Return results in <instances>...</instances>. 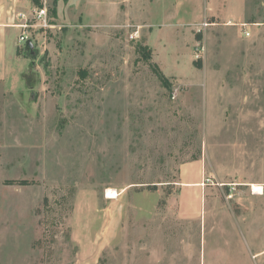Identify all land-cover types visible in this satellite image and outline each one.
<instances>
[{"label": "rangeland", "instance_id": "374dc122", "mask_svg": "<svg viewBox=\"0 0 264 264\" xmlns=\"http://www.w3.org/2000/svg\"><path fill=\"white\" fill-rule=\"evenodd\" d=\"M40 2L0 81V264H264V0Z\"/></svg>", "mask_w": 264, "mask_h": 264}, {"label": "crops", "instance_id": "0c3cea01", "mask_svg": "<svg viewBox=\"0 0 264 264\" xmlns=\"http://www.w3.org/2000/svg\"><path fill=\"white\" fill-rule=\"evenodd\" d=\"M33 8L32 0H0V81L5 79L10 70L9 61L14 58L16 48L24 49L25 43H20L19 37L26 36L24 25ZM28 40L27 38L26 41ZM179 178L180 185L186 190L192 187L204 189L205 182H208L201 162H194L182 168Z\"/></svg>", "mask_w": 264, "mask_h": 264}, {"label": "built area", "instance_id": "2783aa9c", "mask_svg": "<svg viewBox=\"0 0 264 264\" xmlns=\"http://www.w3.org/2000/svg\"><path fill=\"white\" fill-rule=\"evenodd\" d=\"M34 18L36 20H40L44 24H46L47 9H46L45 3H43V5L41 4V7L40 8H35V10H34ZM26 26L27 25H24V28ZM208 26H209V24L206 23V22L197 24L195 26L196 27V32L197 33H202ZM243 34H244L245 37H249V33L247 31L246 32H243ZM26 40H27V38H26L25 35H21L19 37V42L20 43H25ZM204 53H205L204 45H202V43H197L195 45V47H194V57H195V59L196 60L201 59L204 56Z\"/></svg>", "mask_w": 264, "mask_h": 264}, {"label": "trees", "instance_id": "16d2710c", "mask_svg": "<svg viewBox=\"0 0 264 264\" xmlns=\"http://www.w3.org/2000/svg\"><path fill=\"white\" fill-rule=\"evenodd\" d=\"M55 1L57 0H53V2L55 3ZM33 5L35 8H40L41 7V2L40 0H32ZM140 50V54L142 55V57L146 60L149 59V53L146 52L145 48H139ZM153 69V73L154 75L157 77V79L160 81V83L164 86L167 87L168 86V80L165 78V76L162 74V72L159 70V68L154 64L152 66Z\"/></svg>", "mask_w": 264, "mask_h": 264}, {"label": "bare ground", "instance_id": "6f19581e", "mask_svg": "<svg viewBox=\"0 0 264 264\" xmlns=\"http://www.w3.org/2000/svg\"><path fill=\"white\" fill-rule=\"evenodd\" d=\"M251 188L254 193H260L262 191V187L259 185H252ZM105 195L108 199H114L117 197V192L114 189H107Z\"/></svg>", "mask_w": 264, "mask_h": 264}, {"label": "water", "instance_id": "95a60500", "mask_svg": "<svg viewBox=\"0 0 264 264\" xmlns=\"http://www.w3.org/2000/svg\"><path fill=\"white\" fill-rule=\"evenodd\" d=\"M24 51H27L29 54L33 53V44H32V42L30 40L25 42Z\"/></svg>", "mask_w": 264, "mask_h": 264}]
</instances>
